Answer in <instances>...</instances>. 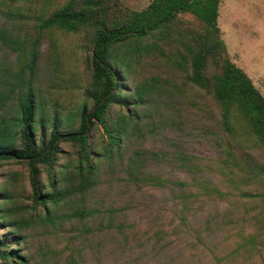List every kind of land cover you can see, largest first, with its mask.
<instances>
[{
    "label": "trees",
    "instance_id": "trees-1",
    "mask_svg": "<svg viewBox=\"0 0 264 264\" xmlns=\"http://www.w3.org/2000/svg\"><path fill=\"white\" fill-rule=\"evenodd\" d=\"M9 1L0 264L263 262L264 165L251 151L264 148V97L229 57L222 0ZM190 136L219 155L190 153ZM145 189L167 207L138 229Z\"/></svg>",
    "mask_w": 264,
    "mask_h": 264
},
{
    "label": "rangeland",
    "instance_id": "rangeland-1",
    "mask_svg": "<svg viewBox=\"0 0 264 264\" xmlns=\"http://www.w3.org/2000/svg\"><path fill=\"white\" fill-rule=\"evenodd\" d=\"M150 1L121 0L124 6L132 10H141ZM6 2L9 3L10 1L6 0ZM22 10L24 11L25 8L23 7ZM2 22L3 19L0 17V26L3 24ZM218 27L231 61L249 76L256 89L264 97V0H222L219 6ZM64 40V44L67 45L72 42L71 38ZM46 47L45 45L44 51ZM4 53L6 52L0 43V57ZM66 59L72 61V58L67 57ZM150 143L152 144V141ZM186 147L190 153L205 158H215L220 153L208 137L190 136L186 138ZM251 153L256 162L264 165V148L253 149ZM5 171L23 173V167L9 165L5 167ZM164 198L158 191L144 190L138 198L142 207L136 209L132 216L139 225L138 229H145L146 223L153 217H162L167 207L163 203ZM257 205L261 206V203L258 202ZM209 209L210 207L205 208V212ZM233 241L234 237L231 236L225 244L231 245ZM254 261V264H264V256L263 262L260 259ZM103 264H118V261H114L112 257L104 261ZM119 264L123 263L120 262Z\"/></svg>",
    "mask_w": 264,
    "mask_h": 264
}]
</instances>
